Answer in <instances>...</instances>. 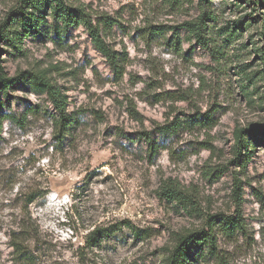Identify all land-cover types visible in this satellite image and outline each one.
<instances>
[{
  "label": "rangeland",
  "instance_id": "obj_1",
  "mask_svg": "<svg viewBox=\"0 0 264 264\" xmlns=\"http://www.w3.org/2000/svg\"><path fill=\"white\" fill-rule=\"evenodd\" d=\"M31 1L0 0V27L37 15ZM65 2L91 15L118 65L50 10L29 36L0 40L4 72L28 76L0 92V264H163L177 233L236 217L240 188L245 228L216 231L192 264H264V145L247 157L236 136L264 124V0ZM200 21L207 45L187 25ZM32 73L67 98L62 143ZM170 179L183 202L162 194Z\"/></svg>",
  "mask_w": 264,
  "mask_h": 264
},
{
  "label": "trees",
  "instance_id": "obj_2",
  "mask_svg": "<svg viewBox=\"0 0 264 264\" xmlns=\"http://www.w3.org/2000/svg\"><path fill=\"white\" fill-rule=\"evenodd\" d=\"M32 7L38 12L37 15L34 13L31 16H27L24 12L14 14L10 17L9 21L6 22L10 26L0 27V40H4L9 44L18 35L22 37L29 36L32 32L39 29L42 18L46 15L47 11L50 10L51 15L58 21L62 22L64 28H69L71 26L84 25L88 30L92 42L99 52L106 56L111 63L116 67L118 64V57L116 52L113 51L109 45L105 42L101 35L100 26L94 24L91 15L86 12L84 8L71 7L66 4L65 0H32L30 2ZM19 20L18 25L22 29V32L16 30L12 31L11 25ZM200 22L187 23L189 30L197 37L198 41L207 45L206 36L203 34L204 25ZM262 61L264 66V53L262 54ZM0 58V92L8 91L13 85L19 83L22 80L27 79V74L21 73L14 77L9 76L1 65ZM32 81L40 91H46L58 113L55 116L54 121L58 128V133L56 135L59 142H63L66 135L70 132L74 119L71 117L67 110L68 101L62 92L56 88L45 76H41L36 73L30 75ZM1 103V102H0ZM1 106V104H0ZM0 127H2V119H0ZM237 136V151L241 153L242 150H246L247 157H250L251 143L253 142L254 147L256 143H261L264 145V124L256 125L250 129H239L236 133ZM150 145H154L151 142ZM154 148H152L153 151ZM242 189L239 190V195H237V213L236 217L225 216L220 222L216 220H211L210 229H200L192 230L187 233H177L174 237L175 245L172 249L166 252L165 260L163 264H192L194 260L193 257L198 255H203L204 247L207 246L210 254H213L216 248L217 236L216 231H229L233 229H244L245 226L242 221V198L240 197ZM162 194L169 199L177 200L183 202L186 199V194L182 190L181 185L170 179L163 185ZM217 228V230H216ZM14 246L17 250L20 249V244L14 242Z\"/></svg>",
  "mask_w": 264,
  "mask_h": 264
}]
</instances>
